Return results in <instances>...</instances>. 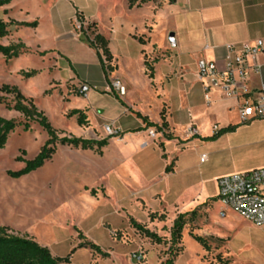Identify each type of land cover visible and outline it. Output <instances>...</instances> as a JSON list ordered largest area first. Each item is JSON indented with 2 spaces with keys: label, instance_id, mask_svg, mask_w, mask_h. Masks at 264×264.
I'll return each mask as SVG.
<instances>
[{
  "label": "crops",
  "instance_id": "crops-1",
  "mask_svg": "<svg viewBox=\"0 0 264 264\" xmlns=\"http://www.w3.org/2000/svg\"><path fill=\"white\" fill-rule=\"evenodd\" d=\"M64 1L71 7L73 14L79 11L72 0ZM117 1L121 5L120 11L111 10L108 13L104 31L93 20L91 12L90 15L81 12L84 24L95 23L96 32L108 41L112 55L110 65L114 66V70L107 76L102 71L95 50L80 41L77 35L75 38L78 42L95 55L93 62L71 60L54 50L42 49L38 20H35V27H24L11 25L7 18L6 23H10L7 26L8 34L0 37V42L3 41L0 45L22 43L26 51L14 59L26 55L46 59L44 69L50 76L48 83L59 82L53 75L63 72V82L69 81L79 87L84 98L80 109L93 127L110 124L118 129L119 139L114 142V156L115 167L119 170L112 175L108 173V180L112 178L117 190H122V193L129 191L147 210L172 208L178 213H186L185 209L179 210L184 204L181 195L203 184L204 173L211 174L216 185L222 175L264 167V119L241 123L237 100L211 91L210 101L206 102L201 84L196 79L198 59L220 61L224 55V45L264 39V0H133L132 7H128V0ZM12 3L13 0L1 6L3 13L6 11L5 16L12 10ZM95 4V0H87L89 8L95 7ZM56 7L52 5L47 10L53 36L57 33L53 23ZM170 32L174 36V47L167 40ZM23 33L33 34L35 44L30 45L23 39ZM159 35L161 40L157 42L155 38ZM58 57L65 62V66L60 67L56 60ZM144 58L152 66V78L146 74ZM133 60L139 63V72L146 84L140 85L126 69L120 67L121 63ZM260 61L264 64V57ZM29 70L36 69L25 71ZM16 71L17 68L9 69L7 73L12 75ZM36 71L34 76L40 73ZM112 79L120 80L125 86L124 96L119 97L113 92ZM261 82H264V66L259 75L251 76L249 86L254 90ZM162 110L167 124L164 132L170 138L164 137L163 132L157 131L155 126H146L137 115L159 126ZM229 127L232 129L226 130ZM189 128H192L193 133H189ZM150 129L155 131L153 137L148 135ZM219 131L222 132L211 138ZM107 146L108 140L102 148ZM102 148L100 155L94 149L90 152L87 151L89 149H74H78L76 152L80 154L86 152L102 158ZM201 155H205L203 162L199 160ZM129 163L131 174L124 170ZM167 166H170V170L166 172ZM120 173L128 177L131 187ZM82 185L85 189H94L90 184ZM97 185L106 188L102 183ZM142 192L148 194V205L140 197ZM195 205L193 203L189 208ZM80 242L77 239L72 247L75 249L68 264H100L99 254L87 247L78 248ZM99 248L109 255V252ZM79 250H87L86 260L74 259Z\"/></svg>",
  "mask_w": 264,
  "mask_h": 264
},
{
  "label": "rangeland",
  "instance_id": "rangeland-1",
  "mask_svg": "<svg viewBox=\"0 0 264 264\" xmlns=\"http://www.w3.org/2000/svg\"><path fill=\"white\" fill-rule=\"evenodd\" d=\"M72 1L79 10L74 14L64 0H13L8 16H5L0 6V20H38L42 49L54 50L71 60L93 62L95 55L75 38V35L91 37L92 29L87 28L90 23L84 24L82 13L90 15L91 12L93 20L104 31L108 13L111 10L120 11V2L95 0V7L89 8L87 0ZM52 5L57 6L53 20L57 30L55 36L50 30L47 13L48 7ZM33 37L35 36L31 33L22 34V38L30 45L34 43ZM155 39L160 42L161 36H156ZM1 56L0 85L16 86L22 95L32 98L36 108L43 112L59 137L66 135L97 140L107 138L109 147L102 148L104 156L99 158L86 152L77 153L78 149L70 146L56 144L54 154L43 166L21 177L12 178L7 172L17 171L24 166V161L18 158L32 159L47 139L46 132L36 122L29 123L27 130H23L21 125L16 126L8 134L5 146L0 148V226H9L13 234L34 240L48 248L53 255L65 256L69 253L80 233L81 241L89 240L109 252L107 257L98 253L100 264H160L164 261L169 253V229L179 214L178 210H147L129 191L122 193V190H117L112 178L108 180L111 173L119 170L115 167L114 156V142L119 138L117 134L106 133V124L93 127L88 121L87 125L78 126L76 116L67 115L72 109H80L84 98L79 93V87L69 81L63 82V72L55 71L53 75L59 82L48 83L50 76L44 69L46 59L28 55L18 59ZM56 60L60 67L65 66L60 57ZM50 64L56 68L53 62ZM120 67L126 69L140 85L145 83L136 60L121 63ZM16 68L17 71L12 75L7 73L9 69ZM26 69H36L40 73L25 77L23 73ZM144 88L145 92L146 85ZM112 90L117 95L113 88ZM0 97L4 103H13L11 94L0 92ZM4 103H0V116L22 122L23 117L18 112L5 108ZM124 170L131 174L130 163L126 164ZM121 176L131 187L128 177ZM211 177V174L204 173L203 184L184 191L181 195L184 204L179 210H186V213L182 212L185 214V225L181 241L177 245L179 253L174 258V264H221L222 261L228 264H264V227L253 226L227 208L217 196L216 185ZM82 183L94 186L95 196L90 195L89 187L85 189ZM99 183L107 189L97 185ZM145 193L142 192L140 197L148 205V194ZM193 203L196 205L189 208ZM149 213L163 214L164 220L150 221ZM129 218L156 233L164 242L152 243L130 226ZM189 233L205 238L209 250L202 249ZM86 258L87 250H79L74 256L79 261Z\"/></svg>",
  "mask_w": 264,
  "mask_h": 264
},
{
  "label": "trees",
  "instance_id": "trees-1",
  "mask_svg": "<svg viewBox=\"0 0 264 264\" xmlns=\"http://www.w3.org/2000/svg\"><path fill=\"white\" fill-rule=\"evenodd\" d=\"M10 1L11 0H0V6L7 5L8 3H10ZM142 1L143 0H141V2ZM127 3L128 7H132L134 4L133 0H128ZM4 13H6L5 10ZM10 23L15 24L16 26L24 27H35L37 24L35 20L32 22ZM79 23L82 24L81 21ZM87 28L92 29L91 37L87 35H79V40L86 42L89 47L95 50L102 71L104 75L107 76V71L112 72L114 70V66L110 65L112 55L108 48V41L103 35L96 32L95 23L88 24ZM7 34V23L0 20V37H4ZM138 40L140 43H142L141 38H139ZM24 51H26V48L22 43L10 44L6 46L0 45V54L6 59L17 57ZM40 55H43V53H40ZM144 66L146 68V74L148 78H152V66L145 58ZM36 73V70H29L28 72L23 73V75L25 77H30L32 75H35ZM0 92L11 94L13 96L12 104L4 103L1 97L0 103H4L5 108L14 110L23 117L22 122H16L14 119H5L0 116V148H3L5 146L8 134L13 131L14 128L18 125H21L23 130H27L29 128V123L36 122L47 134L46 141L32 159L24 160L22 158H18L19 160L24 161V166L14 172L8 171L7 174L12 178L21 177L43 166L45 162L50 160L52 155L54 154L56 144L70 146L73 148H80L82 150L94 149L99 155L101 154L100 149L107 144V138L93 140L66 135L59 137L57 131L52 128L43 112L36 108L32 98L22 95L16 86L7 84L0 85ZM67 115L76 116L75 121L78 126H84L88 124L86 115L81 109H72ZM137 115L141 117V119L146 123V126H155L157 131L163 132L164 137H171L169 134L164 132V130L167 128V124L164 120L163 110L160 112L161 124L159 126L157 124L148 122L145 117H142L139 114ZM231 129L232 127H229L226 130ZM220 132L222 131L215 133L211 138H215ZM22 153H24V151ZM169 170L170 166H167L165 168V171L167 172ZM89 193L90 195L95 196L96 191L94 189H90ZM164 217L165 216L163 214H148V218L150 221L154 219L164 220ZM129 224L140 234L148 238L152 243L160 244L164 242L163 238L147 229L144 225L136 222L133 218H129ZM184 225L185 214L179 213L173 220V224L169 229L168 257L160 264H174V258L179 253V248H177V245L181 241V232ZM189 235L201 245L202 249H204L205 251L209 250V245L207 244L205 238L191 233H189ZM77 238L82 239L80 233H78ZM77 247H87L91 250L96 251L97 253H100L103 257L108 256V254L102 252L97 245L87 240L81 241L77 245ZM74 249L75 248H73L67 255L63 257H56L50 253L48 248L39 245L34 240L26 236L13 234L9 226H0V264H68L69 257ZM217 259H220L219 256H217ZM221 264H228V262L222 261Z\"/></svg>",
  "mask_w": 264,
  "mask_h": 264
},
{
  "label": "built area",
  "instance_id": "built-area-1",
  "mask_svg": "<svg viewBox=\"0 0 264 264\" xmlns=\"http://www.w3.org/2000/svg\"><path fill=\"white\" fill-rule=\"evenodd\" d=\"M261 57H264V39L226 44L220 61L198 59L196 79L201 84L204 100L209 102L210 92L216 91L238 101L241 123L264 119V82L254 90L249 86L251 76L259 75L264 66ZM111 86L118 96L125 95L126 89L120 80L114 79ZM104 129L108 135L119 132L110 124L104 125ZM188 131L193 133L192 128ZM154 134L153 129L148 130L150 137ZM199 160L204 161L205 155H201ZM216 185L217 196L227 208L253 226L264 227V167L222 175Z\"/></svg>",
  "mask_w": 264,
  "mask_h": 264
},
{
  "label": "water",
  "instance_id": "water-1",
  "mask_svg": "<svg viewBox=\"0 0 264 264\" xmlns=\"http://www.w3.org/2000/svg\"><path fill=\"white\" fill-rule=\"evenodd\" d=\"M167 40H168V43H169L170 46H172V47L175 46L174 36H173V33L172 32H170L168 34Z\"/></svg>",
  "mask_w": 264,
  "mask_h": 264
}]
</instances>
